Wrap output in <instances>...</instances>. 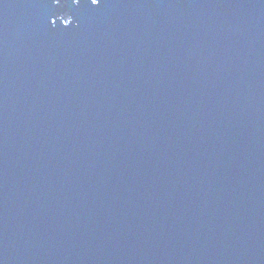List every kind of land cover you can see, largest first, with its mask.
Segmentation results:
<instances>
[{"label": "water", "instance_id": "95a60500", "mask_svg": "<svg viewBox=\"0 0 264 264\" xmlns=\"http://www.w3.org/2000/svg\"><path fill=\"white\" fill-rule=\"evenodd\" d=\"M0 264H264V0H0Z\"/></svg>", "mask_w": 264, "mask_h": 264}, {"label": "trees", "instance_id": "16d2710c", "mask_svg": "<svg viewBox=\"0 0 264 264\" xmlns=\"http://www.w3.org/2000/svg\"><path fill=\"white\" fill-rule=\"evenodd\" d=\"M67 15V13L65 14V16Z\"/></svg>", "mask_w": 264, "mask_h": 264}]
</instances>
